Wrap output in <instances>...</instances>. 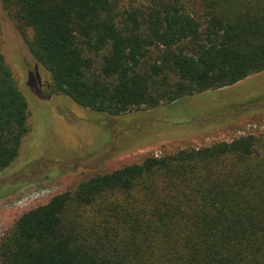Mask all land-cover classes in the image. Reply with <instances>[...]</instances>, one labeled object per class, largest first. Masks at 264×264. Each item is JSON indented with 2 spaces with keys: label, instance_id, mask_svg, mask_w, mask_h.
<instances>
[{
  "label": "trees",
  "instance_id": "trees-1",
  "mask_svg": "<svg viewBox=\"0 0 264 264\" xmlns=\"http://www.w3.org/2000/svg\"><path fill=\"white\" fill-rule=\"evenodd\" d=\"M1 3L50 73V92L110 116L264 71V0H147L130 10L121 0ZM27 119L0 49V172L18 157ZM0 264H264V134L82 181L18 218Z\"/></svg>",
  "mask_w": 264,
  "mask_h": 264
},
{
  "label": "rangeland",
  "instance_id": "rangeland-1",
  "mask_svg": "<svg viewBox=\"0 0 264 264\" xmlns=\"http://www.w3.org/2000/svg\"><path fill=\"white\" fill-rule=\"evenodd\" d=\"M147 4L121 0L120 7ZM0 38L1 53L28 105V133L19 155L0 172V242L21 215L96 175L148 156L264 134V71L153 110L110 116L50 92V73L30 56L1 0Z\"/></svg>",
  "mask_w": 264,
  "mask_h": 264
}]
</instances>
